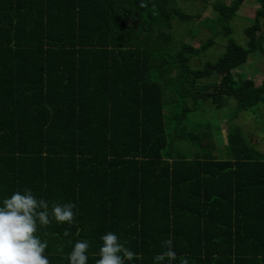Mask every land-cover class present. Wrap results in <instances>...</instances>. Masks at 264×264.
Returning a JSON list of instances; mask_svg holds the SVG:
<instances>
[{
	"label": "trees",
	"instance_id": "16d2710c",
	"mask_svg": "<svg viewBox=\"0 0 264 264\" xmlns=\"http://www.w3.org/2000/svg\"><path fill=\"white\" fill-rule=\"evenodd\" d=\"M181 1L217 13L198 48L176 37L175 22L200 18ZM245 1L0 0V200L29 188L50 207L76 205L72 225L39 229L50 264H68L82 239L96 264L109 231L135 264L169 239L173 264H264V154L238 125L221 149L220 127L187 125L204 102L236 101L234 119L264 109V82L234 76L254 45L264 55V0L247 47L232 38ZM218 37L225 52L193 69Z\"/></svg>",
	"mask_w": 264,
	"mask_h": 264
},
{
	"label": "clouds",
	"instance_id": "9594fccd",
	"mask_svg": "<svg viewBox=\"0 0 264 264\" xmlns=\"http://www.w3.org/2000/svg\"><path fill=\"white\" fill-rule=\"evenodd\" d=\"M75 208L71 202H53L50 207L49 202L37 198L29 188L0 200V264H50L46 252L48 243L39 235V229L47 227L53 219L59 224L72 225L76 222ZM100 241L96 264H135L139 259L115 232H106ZM172 243L170 239L163 242L162 251L153 257V264L177 261ZM89 249L88 240L76 241L66 257L68 264H87Z\"/></svg>",
	"mask_w": 264,
	"mask_h": 264
},
{
	"label": "rangeland",
	"instance_id": "374dc122",
	"mask_svg": "<svg viewBox=\"0 0 264 264\" xmlns=\"http://www.w3.org/2000/svg\"><path fill=\"white\" fill-rule=\"evenodd\" d=\"M230 1V0H227ZM182 8L189 14L200 15V18L193 19L190 24L178 25L175 22L174 31L177 38H183L186 44H191L193 47H200L201 44L206 42L212 37V33L206 27H200V23H203L205 19H216L217 13L208 5H205L202 1L191 4L190 2H182ZM259 8L256 0H246L242 5L237 18L232 22L231 26L234 29L232 38L236 42L246 48L247 36L246 30L252 27V21L256 17V10ZM189 28H197L199 34L193 36L188 33ZM185 29L187 31H185ZM264 33V29L261 32H257V37ZM227 39L218 37L215 40V44L203 55L200 59L193 58L191 66L193 69L202 67V64L207 62L215 63L218 58L225 52V43ZM254 52L251 55L245 65L234 72V76L238 82L245 80H253L257 86H260L264 82V55L259 51V45H254ZM193 106L192 101L189 102ZM237 102L234 100L229 101V104L221 109L215 108L210 102H204L195 111L189 114L187 125L191 127L210 124L213 128L220 127L222 132L221 140L215 139L218 143V149L222 148L225 143L227 145V127L230 124L238 125L246 134L248 138L256 141V147L264 154V109L260 108L258 115H253L249 112L239 113L236 119L233 118L237 109ZM175 148H179L188 151H192L191 145L185 141L173 142ZM191 148V149H189ZM224 152V151H222Z\"/></svg>",
	"mask_w": 264,
	"mask_h": 264
}]
</instances>
